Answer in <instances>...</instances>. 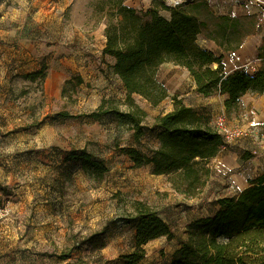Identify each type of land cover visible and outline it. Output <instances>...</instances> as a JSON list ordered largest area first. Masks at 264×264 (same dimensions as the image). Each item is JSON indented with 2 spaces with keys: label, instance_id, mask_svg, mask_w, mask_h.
Here are the masks:
<instances>
[{
  "label": "rangeland",
  "instance_id": "374dc122",
  "mask_svg": "<svg viewBox=\"0 0 264 264\" xmlns=\"http://www.w3.org/2000/svg\"><path fill=\"white\" fill-rule=\"evenodd\" d=\"M117 1L37 0L38 80L32 83L22 44L27 1L0 0V264H121V254L135 245L137 200L154 208L172 225L174 233L172 238L151 240L140 264H170L175 250L188 239L194 221L215 216L224 197L239 193L264 172V139L253 136L222 147L210 160L213 174L206 188L196 197H187L175 188L170 175L152 173V164L136 166L126 149L136 147L153 154L160 146L156 117L171 108L175 95L180 94L214 127L221 114L233 123L244 124L247 111L243 107L223 112L221 93H199L187 68L172 61L163 63L158 71L171 92L164 104L154 106L135 95L148 112L146 133L139 141L129 124L113 114L102 119L86 115L103 98L113 97L121 101L122 109L127 108V90L108 70L106 60L103 63L99 56L100 66L106 68L90 78H84L67 60L77 51L79 60L89 61L88 54L104 40ZM262 1L238 0L243 12L227 23L216 16V0H187L184 5L210 24L199 35L203 47H214L217 39L224 48L234 49L246 39V32L255 31L250 34L255 37L264 33ZM124 3L139 11L157 8L160 14L171 16L169 0ZM235 19H239V25L234 27ZM220 24L227 29H221ZM241 63L251 72L264 66L255 57ZM44 67L46 70L41 71ZM77 75L83 77L82 84H77ZM69 79L72 81L68 83ZM60 111L77 116H57ZM249 115L254 120L253 113ZM256 123L264 129L262 123ZM40 134L50 140L49 164L68 191L70 216L57 207L46 162L37 151ZM71 148H86L105 159L110 167L106 177L95 180L80 162H65V152ZM95 239L104 241V247L97 248L101 242L96 244Z\"/></svg>",
  "mask_w": 264,
  "mask_h": 264
},
{
  "label": "trees",
  "instance_id": "16d2710c",
  "mask_svg": "<svg viewBox=\"0 0 264 264\" xmlns=\"http://www.w3.org/2000/svg\"><path fill=\"white\" fill-rule=\"evenodd\" d=\"M170 10L171 16L167 17L157 8L139 11L124 0H118L107 22L103 53L116 59L113 73L127 90V108L122 109L121 101L113 97L103 98L101 104L86 115L96 119L107 114L117 116L134 130L137 141L146 133L144 120L148 112L136 101L135 95L146 98L154 106L170 95L158 75L165 62L172 61L187 68L199 93L229 94L225 100L228 113L241 107V97L247 92L264 93V66L254 72L238 67L227 73L224 55L199 43V35L210 28L209 22L184 3ZM220 18L226 23L231 19L225 15ZM238 20L235 19L234 27L239 25ZM220 25L221 29H227V25ZM254 32L248 31L244 36ZM241 44L238 42L234 49ZM259 58L264 61V43ZM44 70L46 67L41 71ZM76 79L77 84L84 82L81 75ZM172 99L173 109L156 117L160 146L153 154L148 155L136 147L126 151L136 166L152 164V173L170 175L175 188L187 197H196L204 191L213 174L210 160L221 151L224 137L183 98L175 95ZM56 115L77 116L69 111ZM70 160L80 162L98 181L110 170L105 159L97 158L86 148H71L65 152L64 161ZM221 203L223 206L215 216L201 217L192 223L188 239L175 250L170 264H264V172L239 193L224 197ZM134 207L139 216L135 245L131 251L121 254V264H140L147 256L146 245L151 240L174 235L172 225L149 204L137 200ZM100 242L97 248L104 247V241L95 239L94 243Z\"/></svg>",
  "mask_w": 264,
  "mask_h": 264
},
{
  "label": "crops",
  "instance_id": "0c3cea01",
  "mask_svg": "<svg viewBox=\"0 0 264 264\" xmlns=\"http://www.w3.org/2000/svg\"><path fill=\"white\" fill-rule=\"evenodd\" d=\"M262 2L264 3V1ZM237 3L238 0H216V16L225 15L232 18L233 16H240L243 11L241 10L242 8ZM259 16L262 17L261 14ZM106 42H107V37L106 35H104V40L102 41L100 47L99 48L95 47L94 50L95 52L88 54L91 55L87 57L89 58V61H87V59L86 61L79 60L77 58V51L74 54H72L69 58H67V60L74 68H76L81 72L83 77L87 76L88 78H90L93 75L96 77L97 74H100L101 69L105 70L106 67H104L103 65L100 66V62L98 60L99 56H101L102 60H104L103 63H105L106 60L108 62L107 64L108 70L109 71L111 70L113 73V65L116 59L114 56L104 55L103 49L106 46ZM263 43H264V33L257 37H255L254 35L250 36V34H248L246 39L242 41L241 46L237 49H228L226 47L224 48L223 46L224 43L217 39L215 46L214 47L211 46L208 49L214 51L216 50V53L218 55H224L226 72L230 73L234 69L238 67H242L243 64L241 63V61L245 59L255 57L259 59L261 63H263L264 61L261 58H259L260 47L262 46ZM221 95L223 96V100H224L223 112H226L225 100L229 98V94L221 93ZM178 96L181 97L180 94ZM241 101H242L241 107L253 113L254 120L264 125V93L257 94L253 92H247L241 97ZM163 102H165V100L162 101V104H164ZM172 106L167 111L172 110L173 109ZM262 148H264V145H262ZM249 185L250 182L247 186ZM247 186H245L244 188H246Z\"/></svg>",
  "mask_w": 264,
  "mask_h": 264
},
{
  "label": "bare ground",
  "instance_id": "6f19581e",
  "mask_svg": "<svg viewBox=\"0 0 264 264\" xmlns=\"http://www.w3.org/2000/svg\"><path fill=\"white\" fill-rule=\"evenodd\" d=\"M27 1V14L22 29V44L25 51V58L30 67L29 79L30 82L36 83L38 80V73L35 70V65L38 58V39L36 31V17H37V0ZM41 133V131H39ZM37 151L46 162V171L48 179L52 186V191L57 199L58 209L64 215H71V205L68 197V191L62 185L59 176L52 165L49 164L51 157V143L46 134H40Z\"/></svg>",
  "mask_w": 264,
  "mask_h": 264
},
{
  "label": "built area",
  "instance_id": "2783aa9c",
  "mask_svg": "<svg viewBox=\"0 0 264 264\" xmlns=\"http://www.w3.org/2000/svg\"><path fill=\"white\" fill-rule=\"evenodd\" d=\"M170 5L172 7L179 6L187 0H169ZM243 114L244 124L241 125L239 123L231 122L225 114H221L216 118L215 127L216 129L223 135L224 137V145L223 147H227L233 141L238 139L253 136L256 139L263 138L264 139V129L261 130V125L256 123L253 119H251V112L246 110ZM264 128V127H263ZM264 145V140H263Z\"/></svg>",
  "mask_w": 264,
  "mask_h": 264
}]
</instances>
